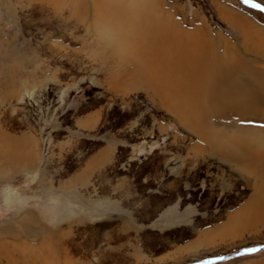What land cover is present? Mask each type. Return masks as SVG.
<instances>
[{"label": "rangeland", "instance_id": "374dc122", "mask_svg": "<svg viewBox=\"0 0 264 264\" xmlns=\"http://www.w3.org/2000/svg\"><path fill=\"white\" fill-rule=\"evenodd\" d=\"M136 1L0 0V264H264V93L196 120L258 161L213 150L99 58L82 14ZM151 1L264 80V0Z\"/></svg>", "mask_w": 264, "mask_h": 264}, {"label": "bare ground", "instance_id": "6f19581e", "mask_svg": "<svg viewBox=\"0 0 264 264\" xmlns=\"http://www.w3.org/2000/svg\"><path fill=\"white\" fill-rule=\"evenodd\" d=\"M90 5V11L82 14L83 24L88 33L100 40L102 50L98 53L103 62L109 59L116 67L127 66L135 85L152 90L160 105L198 132L207 144L212 140L213 150L220 153L227 150L235 161H258V155H252L248 149L244 155L239 152V140L232 146L226 135L222 134V139L217 133H201L196 123L201 117L205 122L225 118V113L238 109L244 111V116H258L261 93H264V80L256 77L258 71L247 68L244 75L227 73L217 53L209 52L213 48L209 36L204 38L196 29L182 28L151 0ZM258 48L252 44L250 51ZM248 146L245 141V148ZM258 204V200L247 204L239 216L259 212Z\"/></svg>", "mask_w": 264, "mask_h": 264}, {"label": "snow or ice", "instance_id": "6c2138e0", "mask_svg": "<svg viewBox=\"0 0 264 264\" xmlns=\"http://www.w3.org/2000/svg\"><path fill=\"white\" fill-rule=\"evenodd\" d=\"M245 2L249 3L250 0H245ZM252 6L253 7H260V5H258V4H252ZM262 247H264V246H262ZM258 250H260V249H246L245 251L246 252H254V251H258ZM218 259H225V257H219Z\"/></svg>", "mask_w": 264, "mask_h": 264}]
</instances>
